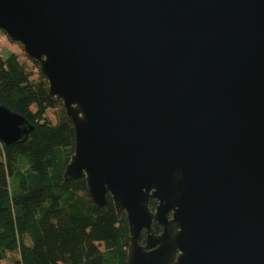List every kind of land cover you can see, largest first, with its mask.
<instances>
[{"label":"water","instance_id":"95a60500","mask_svg":"<svg viewBox=\"0 0 264 264\" xmlns=\"http://www.w3.org/2000/svg\"><path fill=\"white\" fill-rule=\"evenodd\" d=\"M0 29L73 126L63 180L125 212L126 264H264V0H0ZM32 128L0 103V142Z\"/></svg>","mask_w":264,"mask_h":264},{"label":"trees","instance_id":"16d2710c","mask_svg":"<svg viewBox=\"0 0 264 264\" xmlns=\"http://www.w3.org/2000/svg\"><path fill=\"white\" fill-rule=\"evenodd\" d=\"M29 59L32 68L15 52L0 55V103L33 126L22 142H0V264L7 252L12 264H126V214L118 216L109 196L107 207H97L84 176L63 180L74 129L61 101L48 95L39 62ZM48 108L59 109L56 122Z\"/></svg>","mask_w":264,"mask_h":264},{"label":"rangeland","instance_id":"374dc122","mask_svg":"<svg viewBox=\"0 0 264 264\" xmlns=\"http://www.w3.org/2000/svg\"><path fill=\"white\" fill-rule=\"evenodd\" d=\"M0 34L2 36V40H0V55L2 57H6L9 53L11 52H15L18 54V57L19 59L21 60V62L25 63V65L28 67V68H32V62L30 61L29 57L25 54L22 46L12 40L7 34L5 31L1 30L0 29ZM59 109L56 108L55 111L54 109L52 108H48L47 109V114L50 116L51 120L53 122H56V116H55V113L54 112H58ZM21 157L25 158L24 155H22ZM26 166V163L25 165ZM16 185L15 183V179L12 178V187L14 188ZM100 248L103 249V246L102 244L100 245ZM6 259L3 260V264H12L13 263V258H14V253L12 252H7V255L5 257Z\"/></svg>","mask_w":264,"mask_h":264},{"label":"built area","instance_id":"2783aa9c","mask_svg":"<svg viewBox=\"0 0 264 264\" xmlns=\"http://www.w3.org/2000/svg\"><path fill=\"white\" fill-rule=\"evenodd\" d=\"M0 40H2V36H1V34H0Z\"/></svg>","mask_w":264,"mask_h":264},{"label":"crops","instance_id":"0c3cea01","mask_svg":"<svg viewBox=\"0 0 264 264\" xmlns=\"http://www.w3.org/2000/svg\"><path fill=\"white\" fill-rule=\"evenodd\" d=\"M0 51H1V49H0ZM9 54H10V53H9ZM9 54H8V55H9ZM8 55H7V56H8ZM7 56H6V57H7ZM4 58H5V57H4Z\"/></svg>","mask_w":264,"mask_h":264}]
</instances>
